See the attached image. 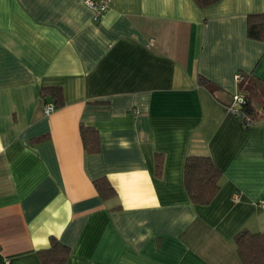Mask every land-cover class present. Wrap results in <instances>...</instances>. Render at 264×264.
Segmentation results:
<instances>
[{
  "label": "crops",
  "instance_id": "obj_1",
  "mask_svg": "<svg viewBox=\"0 0 264 264\" xmlns=\"http://www.w3.org/2000/svg\"><path fill=\"white\" fill-rule=\"evenodd\" d=\"M93 12L0 0V264H41L51 235L69 246L65 264H242L235 233L264 231V116L243 126L227 104L241 72L264 81V41L247 35L264 0H109ZM46 85L63 91L49 113ZM80 124L97 129L99 151L84 149ZM187 154L222 172L208 204L185 190ZM100 176L114 196H100Z\"/></svg>",
  "mask_w": 264,
  "mask_h": 264
},
{
  "label": "trees",
  "instance_id": "obj_2",
  "mask_svg": "<svg viewBox=\"0 0 264 264\" xmlns=\"http://www.w3.org/2000/svg\"><path fill=\"white\" fill-rule=\"evenodd\" d=\"M200 7L210 5L218 0H194ZM247 35L251 38L264 41V12L250 13L247 16ZM198 82L207 85L215 92L217 89L210 80L203 75H198ZM238 91L246 93L244 109L257 120L264 116L254 109V100L259 101L264 111V81L259 78H245L241 72L238 79ZM41 95L54 103L55 108L63 103V91L59 85H46L40 88ZM229 104V103H228ZM227 104V105H228ZM80 136L84 149L87 152H97L100 149L99 134L93 126L80 124ZM46 135L38 136L34 140H41ZM163 154L155 153V173L160 175L162 171ZM222 172L214 164L209 154H187L183 164V183L190 200L198 204H208L212 201L220 188ZM94 186L104 199L116 194L115 189L105 176L93 180ZM234 243L242 264H264V231H252L241 228L234 235ZM69 246L62 243L54 235L49 237V244L45 248L37 250L41 264H65Z\"/></svg>",
  "mask_w": 264,
  "mask_h": 264
},
{
  "label": "built area",
  "instance_id": "obj_3",
  "mask_svg": "<svg viewBox=\"0 0 264 264\" xmlns=\"http://www.w3.org/2000/svg\"><path fill=\"white\" fill-rule=\"evenodd\" d=\"M84 2L93 8V17L97 18L102 12H104L108 7L109 0H84ZM240 75H238V79ZM246 102V93L244 91H237L232 95V99L228 104V108L234 112L243 126L250 125L256 121V119L250 114L249 111L244 109L243 103ZM55 109L54 103L52 101H48L45 104L44 111L45 113H49ZM3 262L2 264H5Z\"/></svg>",
  "mask_w": 264,
  "mask_h": 264
}]
</instances>
